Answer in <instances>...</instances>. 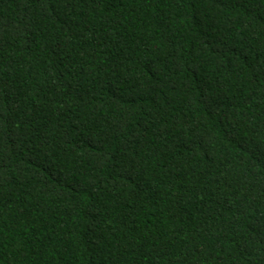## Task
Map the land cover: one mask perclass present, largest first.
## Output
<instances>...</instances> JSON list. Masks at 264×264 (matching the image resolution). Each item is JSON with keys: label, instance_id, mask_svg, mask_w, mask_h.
Here are the masks:
<instances>
[{"label": "trees", "instance_id": "obj_1", "mask_svg": "<svg viewBox=\"0 0 264 264\" xmlns=\"http://www.w3.org/2000/svg\"><path fill=\"white\" fill-rule=\"evenodd\" d=\"M0 264H264V0H0Z\"/></svg>", "mask_w": 264, "mask_h": 264}]
</instances>
